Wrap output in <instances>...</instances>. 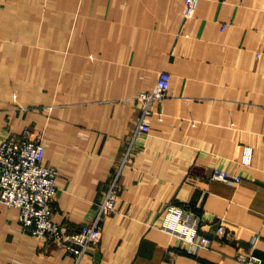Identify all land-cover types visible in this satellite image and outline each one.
<instances>
[{"label": "crops", "instance_id": "1", "mask_svg": "<svg viewBox=\"0 0 264 264\" xmlns=\"http://www.w3.org/2000/svg\"><path fill=\"white\" fill-rule=\"evenodd\" d=\"M184 1L0 0V137L42 139L54 221L91 219L130 148L116 210L79 263L0 202V264H244L239 249L264 264V0H199L189 16ZM161 70L171 91L143 132L136 97ZM169 203L200 216L210 247L189 254L160 229Z\"/></svg>", "mask_w": 264, "mask_h": 264}, {"label": "built area", "instance_id": "2", "mask_svg": "<svg viewBox=\"0 0 264 264\" xmlns=\"http://www.w3.org/2000/svg\"><path fill=\"white\" fill-rule=\"evenodd\" d=\"M199 0H185L184 14L191 15ZM170 75L161 70L155 84L149 90L141 91L136 100L142 104L138 130L146 132L150 128L152 103L166 98L170 93ZM45 145L41 138H31L27 133L8 134L0 137V202L19 209L21 230L33 236L54 242L79 263L88 249L101 240L103 220L116 210V201L121 187L120 174L129 160L130 148L124 155L119 169L110 177L104 197L93 217L83 222L77 229L54 221L57 210L58 188L57 169L44 163ZM253 146L244 145L241 162L250 164L253 160ZM212 178L222 181L239 182L242 177L231 171L214 168ZM199 215L175 203H169L159 227L180 241V247L189 254L197 255L203 248L210 247L213 237L201 232L203 226ZM226 229L222 221L219 231ZM236 258L244 264H262V259L253 252L239 249Z\"/></svg>", "mask_w": 264, "mask_h": 264}]
</instances>
